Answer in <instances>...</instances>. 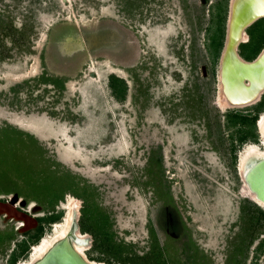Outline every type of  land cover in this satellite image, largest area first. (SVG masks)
Masks as SVG:
<instances>
[{
  "label": "rangeland",
  "instance_id": "obj_1",
  "mask_svg": "<svg viewBox=\"0 0 264 264\" xmlns=\"http://www.w3.org/2000/svg\"><path fill=\"white\" fill-rule=\"evenodd\" d=\"M231 9V0H0V197L18 195L38 219L63 211L44 224L52 235L75 196L41 203L24 172L57 166L90 186L124 244L116 258L87 232L91 261L138 264L157 245L166 264H264V206L238 169L253 141L239 144L226 116L262 97L218 104ZM113 75L126 81L123 99ZM78 199V224L91 227ZM22 228L0 213V264Z\"/></svg>",
  "mask_w": 264,
  "mask_h": 264
},
{
  "label": "water",
  "instance_id": "obj_2",
  "mask_svg": "<svg viewBox=\"0 0 264 264\" xmlns=\"http://www.w3.org/2000/svg\"><path fill=\"white\" fill-rule=\"evenodd\" d=\"M263 5L264 0H238L234 9L229 39L230 13L227 41L220 61V81L225 95L236 103L234 106L253 104L264 94V48L253 60L245 59L239 52V45L242 41L244 42V36L247 33L246 29L259 19L264 18ZM203 71L206 75L205 66ZM261 120L262 114L257 121V127L260 135L259 141L264 143L262 140L263 131L260 127ZM242 179L256 198L264 203V157L255 161ZM18 201V195L9 200L0 197V213L19 222L23 227L20 231L22 233L27 232L30 227H38V217L30 214L24 208L18 207L16 204ZM78 218L80 217L78 216ZM78 218L74 212L66 228L53 239L42 257L33 264H102L91 261L77 249V247L88 245L91 240L89 235L78 236V232H81Z\"/></svg>",
  "mask_w": 264,
  "mask_h": 264
},
{
  "label": "trees",
  "instance_id": "obj_3",
  "mask_svg": "<svg viewBox=\"0 0 264 264\" xmlns=\"http://www.w3.org/2000/svg\"><path fill=\"white\" fill-rule=\"evenodd\" d=\"M248 31L250 33V41L248 44H246L247 49L245 52V58L247 60H253L260 54V52L264 48V18H261L253 23V25L248 28ZM58 80L61 79H57V81ZM117 82L120 83L121 89H117ZM112 87L115 90L114 93H116L119 98H125L127 84L123 78L113 75ZM263 112L264 94L259 103L253 105L248 109V113L245 114L241 111L233 110L229 111L226 114L229 121L228 124L230 126H238L237 131L239 132V136L237 138L240 142L239 144H243L247 141H253L256 143L259 142L260 136L257 132V121ZM5 131L7 130L4 129V132ZM9 135L10 134H8L6 137L11 138L9 137ZM13 139H16V137H13ZM234 139H236V137H234ZM0 142V145H2L3 140H0ZM1 150L2 149L0 146V154ZM2 157L6 159L7 156L5 153H3ZM24 175H27L29 177L28 180L31 181V183H28L29 186L35 188L36 186L40 185V189L35 194H32L33 196H36V200H38L39 202L46 201L49 203V206H52V204L56 203L57 201L64 200L65 193L67 191L72 193L75 197L82 199L84 201V206L82 208V217H86L89 221V224L91 225V227H87L82 221V233H92L95 237L96 246L99 247L100 245L101 247H104L100 248L102 253L107 252L115 254L114 257L116 258L118 257L116 253L117 251L112 252L111 250L122 251L124 248V244L116 238V233L111 230L112 222L109 218V215L99 208L94 198V191L89 190L90 186H81L78 181H75L76 179L69 172L64 170L61 173V169L57 166L53 168L49 165L45 168H42V170L37 171H34L32 169L31 172H24ZM243 209H245L244 206ZM55 211L56 209H53V211L48 210L46 216L39 218L38 227L25 232V237L18 243V246L16 247L17 249H15V251L11 255L10 264H16L20 257H27L30 252L31 246L37 244L43 238L45 230L44 224H54L60 221L63 215V211L59 213H56ZM244 228L245 226H243V229ZM5 233L7 234V236L10 235V233L8 232ZM0 234L3 235L2 232H0ZM1 235L0 237H2ZM136 256L141 261H139L138 264L167 263L164 252L162 251V249L157 248V245H155L153 253H147L143 256ZM108 263L113 264V261L109 259Z\"/></svg>",
  "mask_w": 264,
  "mask_h": 264
},
{
  "label": "bare ground",
  "instance_id": "obj_4",
  "mask_svg": "<svg viewBox=\"0 0 264 264\" xmlns=\"http://www.w3.org/2000/svg\"><path fill=\"white\" fill-rule=\"evenodd\" d=\"M237 1L238 0H233L232 1V4H231L232 10H231V24H230V35H229V39L231 37V28H232L231 26H232V22H233L234 9H235V6H236ZM263 11H264V5H263ZM220 77H221V73H220ZM221 88H222V91L220 93V96L218 97V104L221 106V108L222 107L225 108V107L234 106V104H236V103L235 102H232L230 100V98L227 95H225V93L223 91V85H221ZM239 104H242V103H239ZM260 127H261V129L263 131V138H262V140L264 141V112L262 113V120L260 121ZM263 145H264V143H263ZM244 149L245 150L240 153V157H239L240 159H239V165H238L239 173H240V175H241L242 178L244 177L245 172L248 170V168L255 161H257L261 157H264V146L261 147L258 144H256V143L253 142V143L249 144L248 146H246V148H244ZM70 156H72V154ZM243 182H244V180H243ZM244 187H245V194L248 197H250L251 199H253L259 205L264 206V203L263 202H260V200H258L256 198V196L252 193V191L249 189V187L247 186V184L245 182H244ZM67 202H68L67 204H64L65 209L67 210L66 211L67 214H66L65 219L63 220V222L57 223L55 225V228L53 230V234L52 235H48L47 234V236L43 237V239L40 242H38L37 244H35L33 246V248H32V254H31V256H30V258L28 260H26V261H24V260L23 261H20L17 264H33L36 260H38L39 258H41L42 255L44 254L45 250L47 249V247L53 241V239L61 231H63L66 228V226H67L70 218L74 214V212H76V218H78V216H79V212H78L79 210L78 209H79V206H80V200L78 198H76V197H69V199H68ZM141 209H142V207H141ZM87 235H89V234L88 233L78 232V236L79 237H85ZM87 246L88 245L83 246V247H77V249L81 253H83L84 255H86L85 254V249L87 248ZM99 263L106 264L104 262H99Z\"/></svg>",
  "mask_w": 264,
  "mask_h": 264
},
{
  "label": "flooded vegetation",
  "instance_id": "obj_5",
  "mask_svg": "<svg viewBox=\"0 0 264 264\" xmlns=\"http://www.w3.org/2000/svg\"><path fill=\"white\" fill-rule=\"evenodd\" d=\"M18 205V204H17Z\"/></svg>",
  "mask_w": 264,
  "mask_h": 264
}]
</instances>
